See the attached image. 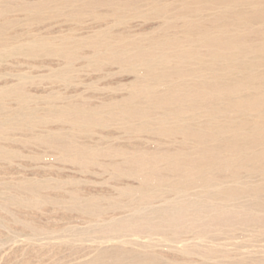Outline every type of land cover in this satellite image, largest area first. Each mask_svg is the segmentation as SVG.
<instances>
[{"label":"rangeland","instance_id":"374dc122","mask_svg":"<svg viewBox=\"0 0 264 264\" xmlns=\"http://www.w3.org/2000/svg\"><path fill=\"white\" fill-rule=\"evenodd\" d=\"M0 264H264V0H0Z\"/></svg>","mask_w":264,"mask_h":264}]
</instances>
